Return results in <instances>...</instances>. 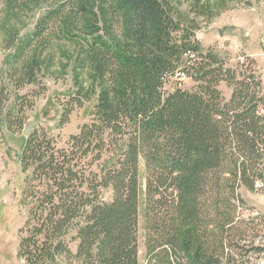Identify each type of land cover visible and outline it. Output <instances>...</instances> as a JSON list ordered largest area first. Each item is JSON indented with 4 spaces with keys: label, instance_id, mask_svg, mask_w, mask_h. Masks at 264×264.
Instances as JSON below:
<instances>
[{
    "label": "trees",
    "instance_id": "trees-1",
    "mask_svg": "<svg viewBox=\"0 0 264 264\" xmlns=\"http://www.w3.org/2000/svg\"><path fill=\"white\" fill-rule=\"evenodd\" d=\"M66 37L81 45L92 78L74 98L81 105L95 95L96 104L65 146L39 129L25 141L20 160L31 172L24 200L32 207L20 264L61 256L138 264L142 160L147 264L231 261L240 190L264 191V86L255 61L200 51L168 0H57L31 33L5 32L1 123L9 81L37 83L46 50ZM180 70L192 85L168 87L171 78L185 79ZM106 189L111 200L103 198Z\"/></svg>",
    "mask_w": 264,
    "mask_h": 264
},
{
    "label": "rangeland",
    "instance_id": "rangeland-1",
    "mask_svg": "<svg viewBox=\"0 0 264 264\" xmlns=\"http://www.w3.org/2000/svg\"><path fill=\"white\" fill-rule=\"evenodd\" d=\"M57 0H0V83L6 69L8 51L3 46L5 32L16 28L21 33H31L39 19L51 9ZM173 6L177 22L185 33L197 41L200 51L209 50L231 58L232 63L255 61L264 86V0H168ZM48 66L39 81L17 87L10 82L9 97L5 106V121L0 122V264H20L18 251L27 227L31 224L32 202L24 200L27 179L31 170L23 171L20 154L27 136L26 124L39 120L33 128L45 130L57 142L65 146L70 136L92 119L96 96L83 100L79 105L74 98L80 87L92 83L91 72L83 58L77 40H56L46 50ZM190 78H171L168 87H189ZM1 85V84H0ZM226 97L230 89L221 86ZM69 111L65 122L62 113ZM93 169L98 170L97 166ZM146 174L144 161L139 167V220L138 264H147V228L145 218ZM244 200L235 211L240 234L228 246L231 261L225 264H264V191L240 190ZM112 189L103 191V198L111 200ZM69 235V247L77 251L78 240ZM249 247L253 250L249 252ZM51 264H80L61 256Z\"/></svg>",
    "mask_w": 264,
    "mask_h": 264
},
{
    "label": "water",
    "instance_id": "water-1",
    "mask_svg": "<svg viewBox=\"0 0 264 264\" xmlns=\"http://www.w3.org/2000/svg\"><path fill=\"white\" fill-rule=\"evenodd\" d=\"M38 123H39V120H32V121H29V122L26 124V126H25V128H24V130H23V133H24L27 137H29L30 134H31V132H32V130H33V128H35V127L38 125Z\"/></svg>",
    "mask_w": 264,
    "mask_h": 264
},
{
    "label": "built area",
    "instance_id": "built-area-1",
    "mask_svg": "<svg viewBox=\"0 0 264 264\" xmlns=\"http://www.w3.org/2000/svg\"><path fill=\"white\" fill-rule=\"evenodd\" d=\"M186 56H190V57H194V54L192 53V51H187V53H185ZM177 77L180 78H186V73L183 70H180L179 72H177L176 74Z\"/></svg>",
    "mask_w": 264,
    "mask_h": 264
}]
</instances>
